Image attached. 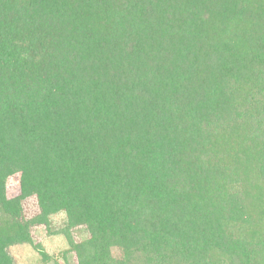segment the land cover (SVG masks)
Here are the masks:
<instances>
[{
	"label": "trees",
	"instance_id": "1",
	"mask_svg": "<svg viewBox=\"0 0 264 264\" xmlns=\"http://www.w3.org/2000/svg\"><path fill=\"white\" fill-rule=\"evenodd\" d=\"M26 244L264 264V0H0V264Z\"/></svg>",
	"mask_w": 264,
	"mask_h": 264
},
{
	"label": "rangeland",
	"instance_id": "2",
	"mask_svg": "<svg viewBox=\"0 0 264 264\" xmlns=\"http://www.w3.org/2000/svg\"><path fill=\"white\" fill-rule=\"evenodd\" d=\"M17 179L13 177L9 181V195L14 196L17 191ZM25 211L27 216H33L38 212L35 199H29L25 202ZM63 215L54 217L53 227L62 226ZM45 227L36 228L33 231V237L36 243H40L43 248L55 259L61 257V252L67 248L65 240L60 236L47 235ZM16 261V264H40V254L31 245L14 246L9 250ZM75 262V259H73Z\"/></svg>",
	"mask_w": 264,
	"mask_h": 264
}]
</instances>
